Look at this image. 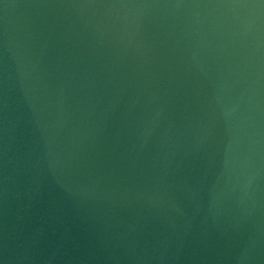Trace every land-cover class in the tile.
I'll list each match as a JSON object with an SVG mask.
<instances>
[{"label": "water", "instance_id": "water-1", "mask_svg": "<svg viewBox=\"0 0 264 264\" xmlns=\"http://www.w3.org/2000/svg\"><path fill=\"white\" fill-rule=\"evenodd\" d=\"M0 264H264V0H0Z\"/></svg>", "mask_w": 264, "mask_h": 264}]
</instances>
